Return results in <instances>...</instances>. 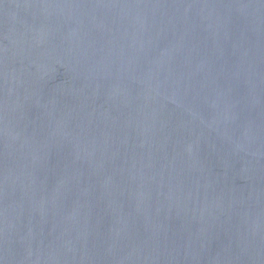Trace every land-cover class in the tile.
<instances>
[{
    "label": "water",
    "instance_id": "water-1",
    "mask_svg": "<svg viewBox=\"0 0 264 264\" xmlns=\"http://www.w3.org/2000/svg\"><path fill=\"white\" fill-rule=\"evenodd\" d=\"M0 264H264V0H0Z\"/></svg>",
    "mask_w": 264,
    "mask_h": 264
}]
</instances>
